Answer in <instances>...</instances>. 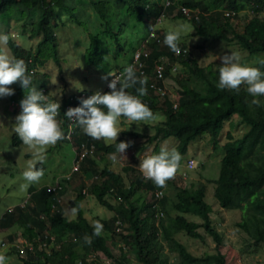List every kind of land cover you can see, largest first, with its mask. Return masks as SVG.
<instances>
[{
  "label": "trees",
  "instance_id": "1",
  "mask_svg": "<svg viewBox=\"0 0 264 264\" xmlns=\"http://www.w3.org/2000/svg\"><path fill=\"white\" fill-rule=\"evenodd\" d=\"M169 2L165 6L164 0H0V22L10 26L14 20L19 24L16 28L17 37L26 45L16 43L8 27L3 30L8 35L6 46L11 56L25 61L33 77L32 83L45 90L50 85L48 75L42 72L46 63L55 61L60 68L58 33L61 27L78 25L86 29L91 15L93 20L100 23L101 28L89 34L83 53H79L90 71L105 75L123 74L124 67L132 63L138 43L143 45V53H147L146 56L142 54L135 64V69L142 65L141 69L136 70L140 79V70L151 80L155 78L154 64H160V58H167L170 63L164 65V78L172 77L177 83L180 88L177 91L178 98L174 103L167 97L160 100L152 95L149 83L144 80L143 86L148 94L141 99L153 115L160 113L163 120L153 127L151 135L138 134V138H144L147 143L155 146L174 138L177 141L175 149L181 154V164L191 142L209 136L213 146H218L225 124L232 119H239L238 124L247 130L238 139V146L232 143L233 138L227 133L228 141L221 146L223 155L218 178L210 183L214 187L213 198L217 207L239 211L241 220L236 226L253 245L264 244V104H252V97L244 85L240 86L239 92L218 88L217 69H213V65L200 67L197 59L182 43L179 47L185 53L172 51L165 45L164 37L155 25L161 14L169 16L176 12L175 18L184 19L181 11L184 7L191 11L189 23L197 36L237 45L241 51L254 56L264 53V0ZM239 5L247 7L251 14L241 32L236 30L231 21V17L237 18ZM226 13L232 15L225 16ZM117 16L126 18V21L116 29L114 19ZM66 18H69L67 24ZM129 20L142 27L143 39L137 38L138 42L134 46V41L125 43L122 38L130 25ZM120 21L123 22L122 19ZM152 31L158 40L147 39ZM30 42H35V46H28ZM108 53L116 61L121 59V62L111 66L105 58ZM125 55L127 63L122 60ZM173 67L182 73L172 76L176 73ZM157 84L163 87L162 80ZM135 87L127 91L138 95ZM84 91L77 90L79 93ZM26 93L27 90L21 86L17 88L16 97L10 100L12 105L20 108V101ZM79 143H93L95 148L106 152L114 149L102 147L85 133ZM97 164L94 158L86 157L81 170L89 174ZM127 170L133 174L129 185L120 174L104 170L84 194L79 189L74 201V207L78 210L74 219L65 216L64 203L57 204V199L64 194L62 190L47 193L46 186L38 190L32 186L28 190L31 196L28 204L6 213L0 220V226L23 228L22 233L31 239H36L44 232L53 236L56 249H51L50 254L38 250L25 264H78V261L82 264H97V254H103L115 264H128L129 257L125 248L135 256L137 264H169L168 254H175L176 264H227L220 251L222 235L212 221L213 208L205 200L204 184L183 189L168 179L164 186H157L151 179L145 180L137 174L134 168L129 167ZM158 190L163 192L161 198L155 197ZM139 191L144 195L140 194L141 197L137 199ZM90 196L112 213L108 219H97L103 224L99 236L93 235L95 224L87 219L85 214L88 212L82 206V202L84 204ZM53 204H56L54 211ZM157 212L162 214L158 219ZM41 215L45 216L47 222L41 221ZM187 216L196 217L200 222L190 221ZM117 222L124 226L121 232H116ZM201 229L212 238L215 250L213 253L195 256L175 236L184 234L190 239L202 241L204 235L200 233ZM85 235L92 236L90 244L85 243ZM116 238L119 240L116 241ZM109 242L111 246H120L118 255L113 254ZM58 244L60 246L57 247ZM91 257L95 259L89 261Z\"/></svg>",
  "mask_w": 264,
  "mask_h": 264
},
{
  "label": "clouds",
  "instance_id": "2",
  "mask_svg": "<svg viewBox=\"0 0 264 264\" xmlns=\"http://www.w3.org/2000/svg\"><path fill=\"white\" fill-rule=\"evenodd\" d=\"M168 5L165 4V6ZM151 33L154 34V37L151 38L149 34L147 39H157L155 33L153 31ZM7 41L8 35L0 31V45H6ZM180 42L181 33L179 31H168L164 36L165 45L172 51H181L183 54L185 52L180 49ZM142 46L135 51L132 63L124 67L123 74L111 73L101 77V79L106 80L105 86L101 91L85 90L82 93H66V95L58 98L51 95L48 91L49 89L38 88L37 85L32 83L33 77L28 72L27 65L23 59L10 56L5 51L0 50V98L13 95L14 89L9 87V85L16 82L24 90H27V93L20 101L19 109L21 111L15 116V123L12 129L24 145L35 149L36 162L30 163L22 173L26 181L25 186L39 182L43 176L46 165L44 148L50 145L60 147L63 142H69L72 145L73 160H71V164L63 173L50 175L45 184H41L38 187L33 186L35 190L46 186L47 193H57L60 190L65 193L66 186L76 181L74 185L77 194L79 189L84 194L87 188L92 186L93 180L101 177V173L104 170L120 174L124 178L119 172L123 164L119 162L118 158L120 156L125 158L128 155L131 150H129V147L133 145L132 137L139 139V133L124 129L120 126V122L122 123L123 120L128 122L129 120L131 122L144 121L146 123L147 121L156 120L158 114L161 121L163 120V116L160 113L153 115L152 110L141 99L143 95L148 94L143 86L145 81L149 83L148 88L152 91V95L157 96L160 100L164 97L168 98L166 87L164 86L166 81L164 78V65L170 62L167 58H160L161 63L154 64L155 69L153 72L156 77L151 80L149 76L140 70V79L136 70L141 69L142 65H138V69H135V64L142 54L144 56L147 55V53H143ZM136 54H139L137 61H135ZM219 59L221 63L217 65L218 82L216 86L220 89H230L239 92L240 86L244 85L247 93L252 97V104H264V59L257 61L259 66L249 65L241 63L238 54L232 51L220 55ZM160 66L162 67L161 77L158 75ZM172 70L176 72L177 68L173 67ZM160 80L163 82V87L157 84ZM137 84L140 87H135ZM132 87H135V92L138 95L127 91V89ZM84 133L88 135L90 140L98 142L102 147H107L108 150L114 149L106 152L95 148L93 143H79ZM119 133L122 137L130 138V140L116 142ZM105 139L114 143H107ZM77 149H79V152H77ZM86 157L87 159L94 158L98 163L95 168L99 167L97 170L93 168L89 174L81 170L82 162ZM100 160L103 161V166H100ZM180 161L181 154L177 149L165 147L161 148L158 153L145 157L140 162L141 170L139 168H137L138 170L134 169L145 180L151 179L157 186H164L166 181L172 178L174 174H177L181 181L187 180L188 171L193 169L194 161L188 159L183 170L178 173L176 171L179 168ZM190 161L193 164L192 168L189 169L187 164ZM37 162H39V165H37ZM55 163L56 167L59 166L58 162L55 161ZM129 167L131 166L122 168V171L123 174L129 175V177L132 176V180L133 174L127 170ZM74 177L76 180H74ZM131 180L126 184L129 185ZM30 187L32 185L27 189L26 199L21 204L8 208L0 216V220L6 213L12 212L14 208H24L28 204L31 197L28 193ZM158 193L160 195L156 196ZM162 194V190H158L155 193V197L161 198ZM91 198L94 197L90 196L87 199L90 200ZM62 199L63 196L58 198L57 204H62ZM55 205H52V211H54ZM72 206L71 211L73 213L77 212L74 202ZM64 209L66 216L68 208L65 206ZM161 215V212H157L156 218L158 219ZM40 217L41 221L47 222L45 216L41 215ZM66 217L68 218V216ZM121 227L123 228V225L117 222L116 232H121ZM18 228V226L13 225L7 228L0 226V264H6L7 262V256L1 254L3 250H9L12 256L16 255L25 264L24 262L34 256L38 250H43L50 254L51 249H56V242L53 236L48 235L47 232L40 234L36 239H31L23 233H16L14 229L17 230ZM102 229L103 224L97 221L93 229V235L99 236ZM3 230H10L5 240L1 237ZM84 241L90 244L92 236L85 235ZM58 246L60 245L58 244ZM78 264H82V262L78 261Z\"/></svg>",
  "mask_w": 264,
  "mask_h": 264
},
{
  "label": "rangeland",
  "instance_id": "3",
  "mask_svg": "<svg viewBox=\"0 0 264 264\" xmlns=\"http://www.w3.org/2000/svg\"><path fill=\"white\" fill-rule=\"evenodd\" d=\"M173 1L176 2L180 0ZM164 3L166 4V0H164ZM157 6H160V4L157 3ZM175 13L176 12H173V14H170L169 16H163V14H161L155 24L156 30L159 31L160 35H163V37L168 31H179L181 33L180 43H182L190 51L192 56L197 59L200 67L213 65V69H217V65L221 63L219 56L224 53H230V51L238 54L241 63L249 65L256 66L259 59H264V53L249 56L246 52L241 51L237 45L218 40H205L197 36L194 28H192L189 23V18L184 17V19H177L174 17ZM226 14L228 15L225 16L232 15L230 13ZM236 16L237 18L231 17V21L233 22V25L236 26V30L241 32L243 24L251 17V14L247 7L239 5ZM121 19L123 22L120 21ZM124 21H126V18L117 16L116 19H114L116 29L118 25L123 24ZM68 22L69 18H66L65 23L67 24ZM86 24V29L78 25L74 27H69L68 25L63 28L61 27L60 32L58 33V59L60 60V68L57 67L55 61H49L46 63V68L42 69V72L49 77L50 85L48 91L55 98L62 97L63 95H66V93L71 94L77 92V90L101 91L105 86L106 80L101 79L105 74L99 72L94 73L92 70L90 71L82 56L79 55V53H83L85 45L88 43L89 34L98 28H101L100 23L95 19L93 20V15L89 17ZM129 24L130 25L127 24L128 28L124 31L122 38L125 43L134 41V46L138 42V39H143L142 27L140 25L132 24V20H129ZM18 26L19 24H16L14 20L10 23V26L0 22V31L9 27L11 37H13L14 41L22 44L21 40L17 37L16 28ZM82 31L84 32L82 33ZM34 43L35 42H30L28 43V46L34 47ZM22 45L25 46L26 44ZM141 46L138 43L136 49ZM0 47L1 50L10 55L6 45H0ZM105 58L111 63V66H114L116 62H121V59L116 61L111 53L105 55ZM122 60L127 63V56L125 55ZM180 73L182 72L177 68L176 73L172 76L179 75ZM191 84L194 83L191 82ZM164 86L166 87L168 98L174 102L178 98L177 91L180 90L179 86L174 82L172 77L166 79ZM9 87L14 89V94L0 98V216L8 208L14 205H19L26 199L29 186L32 185L38 187L41 184H45L50 175H54L55 173L61 174L67 170L71 164V160H73V151L71 150L72 145H70L69 142H63L60 147L55 145L46 146L43 150L45 155L44 161H46L43 176L39 182L25 186L26 181L24 180L22 173L30 163L36 162L34 155L35 149L24 145L18 135L12 130L14 127L13 124L15 123V116L21 110L18 109V106L17 108L16 105H11L10 100L16 97V89L19 88L20 85L16 82L9 85ZM238 120L239 119H232L225 124L218 146H213L209 136H204L191 142L188 146L187 153L182 157V162L176 171L178 173L182 171L186 161L192 159L194 161V167L188 171L187 180H179L177 174H174L170 179L177 184L176 186L183 189L191 188L192 185L197 186V184L205 185V200L213 208L212 221L217 231L222 235L223 245L220 247V251L224 254L227 264H264V244L253 245L244 232L236 226L241 220V214L239 211H227L217 207L214 202L215 199L213 198L214 187L210 183V181L212 182L218 178L220 160L223 155L221 146L228 141L226 137L227 133L233 138L232 143L238 146V139L247 130V128L238 124ZM160 121L161 118L157 115L156 120L147 121L146 123H144V121L131 122L129 120L128 123L126 120H123L122 123L120 122V126L127 130L130 129L137 131V133L141 135L145 134L149 136L153 133V127L160 123ZM17 139L18 141L16 142ZM121 140L129 141L130 138L122 137L119 133L116 142ZM132 140L133 145L129 147V150H131L128 155H126L125 158H123V156L118 158L119 162L123 164L119 172L124 176L127 184L132 176L129 177V175L123 174L122 168L130 165L138 170L137 168L140 169V162L145 157L158 153L161 148H175L177 144V141L174 138H169L166 141L159 143L157 146H155V144L147 143V141L141 137L140 139L132 137ZM105 141L107 143H114L113 141L106 139ZM77 152H79V149H77ZM55 161L59 163V166L56 167V163L54 164ZM100 163V166L104 165L102 160H100ZM37 165H39V162H37ZM98 168L99 167L95 168V170ZM75 182H71L66 186L62 199V203L64 202V205L68 208L66 216H68L69 219H74L76 216V212L73 213L71 211V208L73 207L72 204L77 194L74 185ZM140 194L144 195L139 191L136 194V196H138L137 199L141 197ZM148 198L149 197L146 196L147 201H149ZM85 201L86 202L83 206L86 212H88L85 216L88 217L87 219L91 223L95 224L98 218L108 219L111 217L112 213L100 206L94 198ZM187 219L197 223L200 222L198 218L193 216H187ZM14 231L16 233H22L23 228H18L17 230L14 229ZM9 232L10 230H3L1 236L3 240H5ZM200 233L204 235L202 241L190 239L184 234H177L175 238L180 243L184 244L188 251L195 256H201L205 253H213L215 250L214 241L211 237L205 235L202 229ZM118 240L119 238H116V241ZM119 247L120 246H111L114 255L119 254ZM166 251L167 250L165 249L164 252ZM125 252L129 257L128 264H137L135 256L128 251L127 248H125ZM1 254L7 256L6 264H23L22 260L17 258L16 255L12 256L9 250H3ZM168 256L169 264L177 263L175 254H168ZM94 259V257H91L89 261ZM97 264L115 263L112 259H108L103 254H97Z\"/></svg>",
  "mask_w": 264,
  "mask_h": 264
},
{
  "label": "built area",
  "instance_id": "4",
  "mask_svg": "<svg viewBox=\"0 0 264 264\" xmlns=\"http://www.w3.org/2000/svg\"><path fill=\"white\" fill-rule=\"evenodd\" d=\"M168 4H169V0H166V5H168ZM181 11H182V15L184 17L191 19V11L189 9L183 7V8H181ZM194 17L197 18L196 15ZM150 37L153 38L154 34L150 33ZM138 56H139V54L135 55V61H137ZM158 75H159V77L162 76V67L161 66L158 68ZM192 164H193L192 161L188 162L187 167L189 169L192 168ZM159 195H160V193H158L156 196H159Z\"/></svg>",
  "mask_w": 264,
  "mask_h": 264
}]
</instances>
